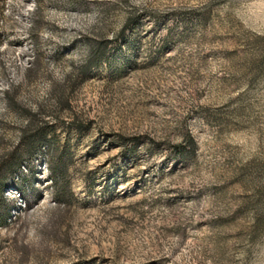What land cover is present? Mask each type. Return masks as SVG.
Wrapping results in <instances>:
<instances>
[{"label":"rangeland","instance_id":"obj_1","mask_svg":"<svg viewBox=\"0 0 264 264\" xmlns=\"http://www.w3.org/2000/svg\"><path fill=\"white\" fill-rule=\"evenodd\" d=\"M0 264H264V0H0Z\"/></svg>","mask_w":264,"mask_h":264},{"label":"trees","instance_id":"obj_2","mask_svg":"<svg viewBox=\"0 0 264 264\" xmlns=\"http://www.w3.org/2000/svg\"><path fill=\"white\" fill-rule=\"evenodd\" d=\"M135 139H137V138H135ZM189 142H190V145H191L192 147H194V145H195V144H194V140H193L191 137L189 138ZM55 170H56V171H60V168H59V167H58V168H55Z\"/></svg>","mask_w":264,"mask_h":264}]
</instances>
